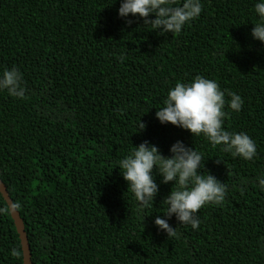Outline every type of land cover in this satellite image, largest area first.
Here are the masks:
<instances>
[{
    "label": "trees",
    "instance_id": "obj_1",
    "mask_svg": "<svg viewBox=\"0 0 264 264\" xmlns=\"http://www.w3.org/2000/svg\"><path fill=\"white\" fill-rule=\"evenodd\" d=\"M112 2L0 0V71L15 67L26 89L23 99L0 91V181L31 264H264L256 180L264 172V45L250 35L256 0H201L199 16L178 34L131 15L126 24L120 0ZM196 75L215 79L226 102L229 92L241 96L239 112L225 107L223 127L253 138V160L154 117L169 88ZM177 140L202 154L198 171L227 186L222 203L199 209L196 230L168 219L178 239L153 224L171 182L160 183L154 168L153 207L138 211L116 168L143 141L168 156ZM0 264H23L1 195Z\"/></svg>",
    "mask_w": 264,
    "mask_h": 264
},
{
    "label": "clouds",
    "instance_id": "obj_2",
    "mask_svg": "<svg viewBox=\"0 0 264 264\" xmlns=\"http://www.w3.org/2000/svg\"><path fill=\"white\" fill-rule=\"evenodd\" d=\"M201 10V0H180L179 4L175 0H120L117 15L124 18L126 24L133 22L127 19L131 15L141 19L144 25H150L152 31L178 34L185 24L199 16ZM254 12L258 21L252 25L250 35L264 45V0H256ZM0 91L19 99L25 97L22 74L15 67L0 71ZM225 95L215 79L196 75L189 82L177 81L169 88L163 106L156 109L154 117L162 125L168 123L187 130L191 136L203 135L211 144L221 145L222 150L233 157L251 161L257 154L253 138L246 132H229L223 127L225 107L239 112L243 99L229 92L226 102ZM137 128L143 130L145 124L139 120ZM168 152L170 155L164 156L156 145L143 141L119 159L116 168L133 194L138 211L153 207L158 193L155 175L160 177V183L171 182L169 193L162 199L166 211L162 213L163 218L155 216L153 224L167 238L178 239L177 226H170L168 219L174 216L178 225H188L196 230L201 223L197 215L199 209L207 204L222 203L227 186L207 171L206 174L198 171L202 169L203 156L193 146L177 140L169 146ZM256 180L259 189L264 191V172H260ZM13 254H16L15 250Z\"/></svg>",
    "mask_w": 264,
    "mask_h": 264
},
{
    "label": "water",
    "instance_id": "obj_3",
    "mask_svg": "<svg viewBox=\"0 0 264 264\" xmlns=\"http://www.w3.org/2000/svg\"><path fill=\"white\" fill-rule=\"evenodd\" d=\"M0 195L8 207L10 217L13 221L15 230H16L18 237H19V240H20L21 251H22V262H23V264H31L29 247H28L27 238H26V234L24 232L22 221H21L18 213L14 209V207L12 205V201L10 200V197L6 191V188L1 181H0Z\"/></svg>",
    "mask_w": 264,
    "mask_h": 264
}]
</instances>
